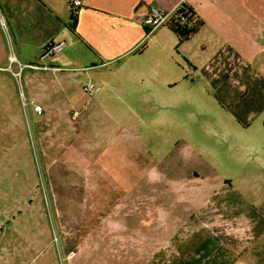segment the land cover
<instances>
[{
    "label": "rangeland",
    "instance_id": "rangeland-1",
    "mask_svg": "<svg viewBox=\"0 0 264 264\" xmlns=\"http://www.w3.org/2000/svg\"><path fill=\"white\" fill-rule=\"evenodd\" d=\"M12 1L21 5L26 0ZM255 5L264 6V0H255ZM258 16L264 19V11ZM1 17L2 50L10 59L21 48L20 31L5 14ZM63 17L69 19L67 10ZM189 40L178 38L168 26L149 34L138 72L152 87L122 93L112 86L111 94L116 95L110 103L121 107L123 117H117L109 105L98 109L93 98L91 106L98 110L89 126L80 121V111L72 109L68 118L74 114L77 118L72 123L63 118L57 133L51 122L43 120L41 126L23 78L12 76L19 62L5 63L7 71H0V245L41 244L46 233V244L57 250V264H70L72 255L66 252L74 248L80 251V264L85 257L102 264L103 254L96 251L114 240L105 231L131 235L123 239L130 242H150L154 232L150 216L165 210L167 203L181 202L171 186L190 190L195 184L225 181L229 186L223 197L228 198L229 210L254 219L264 232V76L256 71L248 77H228L244 63L235 59L233 51L224 54L212 41L201 45L194 37ZM79 47L70 44L63 55L86 53ZM263 65L264 56L256 57L254 68ZM104 74L71 72L65 97L86 104L90 98L82 87L90 82L99 85L95 79ZM104 88L98 95L108 90ZM53 96L61 97L59 91ZM45 131L53 135L47 142L63 136L69 152L76 146H71L73 138L80 136L81 143L88 135L92 148L87 155L94 159L91 171L58 167L54 187L47 164L59 151L49 143L47 149L43 146ZM115 180L120 192L127 187L128 199L120 205ZM184 195L189 197L190 192ZM171 211L179 213L178 208ZM118 239L112 244L120 245Z\"/></svg>",
    "mask_w": 264,
    "mask_h": 264
},
{
    "label": "crops",
    "instance_id": "crops-1",
    "mask_svg": "<svg viewBox=\"0 0 264 264\" xmlns=\"http://www.w3.org/2000/svg\"><path fill=\"white\" fill-rule=\"evenodd\" d=\"M66 3L67 0H26L20 5L12 0H0L1 12L20 31L21 47L18 54H13L9 59V53L2 50L0 40V71H7L14 60L19 62L18 70L12 76L16 78L15 74L20 73L19 78H23L31 102L42 107L41 113L36 112L40 124L43 120L51 122L56 133L60 122L66 116L68 118V111L72 109L80 111V121L85 125L94 116V110L105 105H109L117 117H123L121 107L110 103L116 95L114 92L111 94L112 86L122 93H129V90L137 93L135 88L139 86L152 87L145 74L138 72L144 64V51L149 47L145 43L149 28L144 25V18L151 7L174 10L184 5L193 11L203 24L186 41L192 37L201 45H210L212 41L222 53L233 51L235 59L244 62L241 69H234L232 74H227L228 77H248L256 71L264 76V65L260 69L255 67L257 70L254 68L255 58L264 56V19L257 17L259 12L264 11V6L256 8L255 0H82L75 22ZM66 10L69 19L63 17ZM72 22L73 30L69 28ZM1 26L0 23V32ZM32 38L33 43L30 44ZM61 40L67 42L64 51L70 44H76L86 48V53L63 55L62 52L54 57L42 58L48 45ZM31 65L39 68H32ZM98 70L106 74L95 80L103 85V88L100 86L101 91L104 87L108 89L102 96L98 95L100 91L93 97L97 98L96 106L100 108L91 106L93 98L84 104L75 98L65 97L64 85L70 80L71 72L88 75ZM55 91H59L61 97L53 96ZM117 98L121 103H127L122 96ZM71 120L72 117L68 118L70 123ZM42 135L46 149L49 143L51 149L59 151L57 155L54 152L53 159L47 164L54 187L58 167L72 166L91 171L94 159L90 161L87 155L92 148L88 135L81 143L80 136L72 139L71 146L76 144L72 152H69L71 147L64 146L63 136L60 138L57 135L55 143H52L47 142L52 133L49 135L45 131ZM44 158L50 156L45 154ZM114 184L118 190L120 185L116 180ZM226 186H229L226 181L224 184H195L189 186L190 190L182 185L168 186L170 191L181 196V202L178 205L167 203L165 210L160 208L150 216L154 229L150 242L146 244L137 239L130 242L123 239L131 238V235L115 234L110 230L106 235L105 231L103 234L114 240L110 245L103 246L101 251H96L103 254L102 264H264V232L254 219L239 216L237 212L233 214L229 210L226 205L228 198L223 197ZM126 188L120 189L121 192L118 190L119 205L128 199ZM187 191L190 192L189 197L184 195ZM218 197L219 200H214ZM177 208L179 213H172L171 209L175 211ZM117 237L122 239L120 245L112 244L117 242ZM24 243L20 246L0 245V264H57V250L46 244V233L41 244ZM66 253L72 255L70 264H80L78 248ZM88 260L85 257L84 263L94 264Z\"/></svg>",
    "mask_w": 264,
    "mask_h": 264
},
{
    "label": "built area",
    "instance_id": "built-area-1",
    "mask_svg": "<svg viewBox=\"0 0 264 264\" xmlns=\"http://www.w3.org/2000/svg\"><path fill=\"white\" fill-rule=\"evenodd\" d=\"M66 7L72 13L73 16H77L82 7V0H67ZM178 9L179 7L174 10H163L157 7H151L148 14L144 18V25L149 28V34L153 33L160 27L169 26L173 14L177 12ZM1 13L2 12L0 8V23L2 26H5V22L1 17ZM186 21H187L186 18L183 15L182 16L180 15L178 21L179 25L180 26L184 25ZM66 48H67V42L65 40L51 43L45 49L42 58H50L59 55L62 52H64ZM30 67L35 69L39 68L38 66L35 65H31ZM15 76H20V73L15 74ZM82 91L90 99H92L96 94H98L101 91V87L94 83H88L82 87ZM34 112L41 113L42 107L40 105H35ZM72 118L76 119L77 114H74Z\"/></svg>",
    "mask_w": 264,
    "mask_h": 264
},
{
    "label": "trees",
    "instance_id": "trees-1",
    "mask_svg": "<svg viewBox=\"0 0 264 264\" xmlns=\"http://www.w3.org/2000/svg\"><path fill=\"white\" fill-rule=\"evenodd\" d=\"M180 15L186 18V23L182 26L179 25V17ZM73 22H75L76 16H71ZM73 22L70 24V29L73 30ZM202 22L197 19L195 13L189 9H187L184 5L180 6L177 12H175L172 16V19L169 24V28L173 31L176 36L180 39L187 40L190 36L194 35L196 31L202 26ZM149 34V30L147 32Z\"/></svg>",
    "mask_w": 264,
    "mask_h": 264
}]
</instances>
